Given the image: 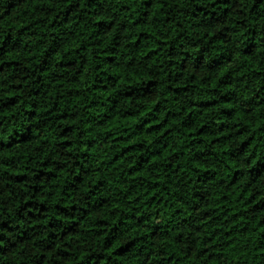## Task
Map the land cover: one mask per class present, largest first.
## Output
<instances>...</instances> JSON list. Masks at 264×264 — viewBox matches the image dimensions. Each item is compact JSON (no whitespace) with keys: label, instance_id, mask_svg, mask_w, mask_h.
I'll return each instance as SVG.
<instances>
[{"label":"clouds","instance_id":"1","mask_svg":"<svg viewBox=\"0 0 264 264\" xmlns=\"http://www.w3.org/2000/svg\"><path fill=\"white\" fill-rule=\"evenodd\" d=\"M0 264H264V0H0Z\"/></svg>","mask_w":264,"mask_h":264}]
</instances>
